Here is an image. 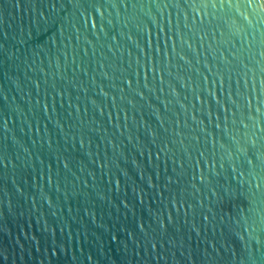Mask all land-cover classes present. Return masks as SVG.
Returning <instances> with one entry per match:
<instances>
[{
  "label": "water",
  "instance_id": "1",
  "mask_svg": "<svg viewBox=\"0 0 264 264\" xmlns=\"http://www.w3.org/2000/svg\"><path fill=\"white\" fill-rule=\"evenodd\" d=\"M0 264H264V0H0Z\"/></svg>",
  "mask_w": 264,
  "mask_h": 264
}]
</instances>
